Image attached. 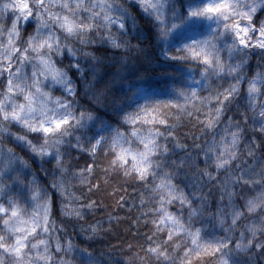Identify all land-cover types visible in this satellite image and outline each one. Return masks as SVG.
I'll use <instances>...</instances> for the list:
<instances>
[{
  "label": "snow or ice",
  "instance_id": "6c2138e0",
  "mask_svg": "<svg viewBox=\"0 0 264 264\" xmlns=\"http://www.w3.org/2000/svg\"><path fill=\"white\" fill-rule=\"evenodd\" d=\"M137 60L164 68V88L129 75ZM184 117L204 140L170 161L169 141L189 148L175 143ZM74 150L92 159L69 175ZM262 150L264 0H0V264H108L57 213L83 220L113 176L140 186L139 264H264ZM182 168L190 192L174 182Z\"/></svg>",
  "mask_w": 264,
  "mask_h": 264
},
{
  "label": "trees",
  "instance_id": "16d2710c",
  "mask_svg": "<svg viewBox=\"0 0 264 264\" xmlns=\"http://www.w3.org/2000/svg\"><path fill=\"white\" fill-rule=\"evenodd\" d=\"M124 2V0H121ZM147 43V41H145ZM123 54V53H121ZM161 61V65H162ZM259 63V54H250L248 60V68L245 70L249 75L252 74V71L256 69L257 64ZM114 67V66H113ZM164 71L162 66L157 64L147 65L143 62L137 60L134 63V66L129 69V75H133L137 72L145 73L147 79L152 83L153 87L164 88V82L161 79L159 73ZM83 102V101H81ZM101 114H103V109H100ZM224 120H227V115L223 117ZM235 120L236 117L234 116ZM247 127V132L245 135L251 133L250 126ZM14 131L16 129H13ZM195 133H200V140L196 141L192 139V135ZM175 143L180 145H188L189 148L175 147V144L169 141L170 154L168 155V160H179L183 158L191 148L193 143H203L204 135L201 132V125L195 119H189L187 117L178 118L177 127L175 129ZM4 144L13 148L14 151L19 154L22 151L15 144H12L10 139H3ZM87 148V144H85ZM243 148V144H241ZM264 151V150H262ZM27 158V157H26ZM69 162V175H71V170L73 168L86 167L87 163L91 161V157L86 151L74 150L70 153V157H66ZM105 159L103 151L95 158V163L100 165V168L94 169V174L92 177V182H96V177L100 174V170L103 167L102 161ZM241 162H243V153L241 154ZM33 168H36L37 165L35 162H32ZM200 167H203L201 164ZM180 187L185 188L186 191H191L190 187H187L191 184V171L187 168H182L174 181ZM72 190L79 193L83 191L84 186L76 183L75 180L69 181ZM117 189V192L113 193L111 191L112 187ZM204 187L207 189V194L209 195L210 201L215 204L216 199L219 196L217 191L213 190V186L205 184ZM133 189L136 191L134 192ZM139 191L140 186L138 184L126 185L125 182L119 177L113 176L108 184H103L98 192H96L94 197H90L96 200L97 210L92 211L84 216L83 220H77L75 217H60L57 213V223L62 224L64 227V235L71 236L73 242L82 247H89L98 254H101V258L108 261V264H139V260L136 258L134 253L140 247L143 242V237L146 234V230L149 225L145 224L143 217H137V212L139 211L138 207L134 205L135 201L139 200ZM205 193H202V195ZM123 196L125 199L120 200V197ZM130 204H133L132 207H129ZM120 205H123L121 207ZM175 207V206H173ZM186 214V213H185ZM111 215L115 217L109 221L108 217ZM133 221H136L133 224ZM101 222L103 225V230L95 237L89 238L86 233L82 231L85 225ZM211 227V225H209ZM222 234V232H221ZM133 245L132 251L126 247V245ZM141 251L139 255L143 256ZM200 264H214V261L210 257H205ZM260 264V262H258Z\"/></svg>",
  "mask_w": 264,
  "mask_h": 264
},
{
  "label": "rangeland",
  "instance_id": "374dc122",
  "mask_svg": "<svg viewBox=\"0 0 264 264\" xmlns=\"http://www.w3.org/2000/svg\"><path fill=\"white\" fill-rule=\"evenodd\" d=\"M20 155L24 156V154L20 153Z\"/></svg>",
  "mask_w": 264,
  "mask_h": 264
}]
</instances>
